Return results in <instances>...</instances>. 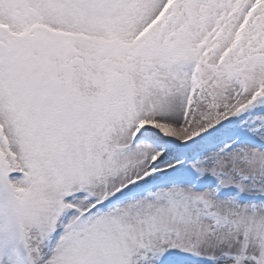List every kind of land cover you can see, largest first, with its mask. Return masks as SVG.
Masks as SVG:
<instances>
[{"label":"snow or ice","instance_id":"snow-or-ice-1","mask_svg":"<svg viewBox=\"0 0 264 264\" xmlns=\"http://www.w3.org/2000/svg\"><path fill=\"white\" fill-rule=\"evenodd\" d=\"M0 264H264V0H0Z\"/></svg>","mask_w":264,"mask_h":264}]
</instances>
